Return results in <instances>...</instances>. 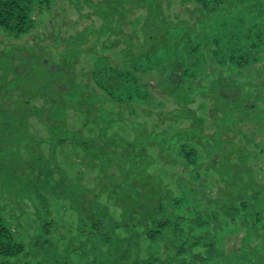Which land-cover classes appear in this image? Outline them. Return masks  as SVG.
I'll return each mask as SVG.
<instances>
[{
	"label": "rangeland",
	"instance_id": "obj_1",
	"mask_svg": "<svg viewBox=\"0 0 264 264\" xmlns=\"http://www.w3.org/2000/svg\"><path fill=\"white\" fill-rule=\"evenodd\" d=\"M202 3L54 0L27 33L0 28V217L24 247L0 264H96L122 240L177 264L173 226L112 230L159 201L214 240L192 250L207 264H264V0L208 19ZM240 197L257 198L253 233L245 208L226 216ZM104 215L107 244L89 234Z\"/></svg>",
	"mask_w": 264,
	"mask_h": 264
},
{
	"label": "trees",
	"instance_id": "obj_2",
	"mask_svg": "<svg viewBox=\"0 0 264 264\" xmlns=\"http://www.w3.org/2000/svg\"><path fill=\"white\" fill-rule=\"evenodd\" d=\"M54 0H0V28L5 30L12 31L16 35H21L23 33H27L30 31L34 26V19L32 18V11L33 8L36 6L37 9H43L49 5V3ZM199 1V0H197ZM202 7L205 10L206 18H211L213 14L216 12L224 9L226 11H231L232 8L237 7L239 4L242 3L243 0H202ZM139 2V0H138ZM145 4L144 1H141ZM143 4V5H144ZM147 11H148V24L158 23L161 19V14L158 13L159 7L154 3H146ZM151 38V37H150ZM176 43V42H175ZM255 44L253 45V47ZM229 107H232L231 105ZM244 108V105L242 106ZM251 108V107H250ZM20 111V110H19ZM19 111H13L14 113ZM23 111L24 108H23ZM20 111V112H23ZM249 111V110H248ZM238 204H231V206L226 211V216H229L230 219H234V216L238 215V210L240 208H245L246 212L243 215V220L245 227L249 231V233H253L256 228L257 224L260 222V211L258 210V205L256 203V197H249L246 199L244 197H240ZM169 207L176 208L179 206V200H169ZM155 199H153V204ZM161 201L158 202L156 205V209H152V212L148 214L139 213L137 208H133L134 210L129 213L128 218L121 223H115L112 226V230L116 229H124L125 231H132V229H137L145 227L143 230L146 233L145 238L151 242L162 238L166 233V230L171 228L174 230L172 232L173 244L170 246L171 251L174 252L170 254L177 264H207L208 260H206L203 256L199 253H193L192 250L195 246L199 247H214L215 243L214 240H208L207 243L203 242L205 236H209L207 233L201 234L200 236H195L190 238L188 234H186L183 226L179 224V216H175V219H172L165 215V210L169 209L163 206ZM153 204L151 206H153ZM257 205V206H256ZM150 206V207H151ZM149 207V208H150ZM151 209V208H150ZM162 214V215H161ZM106 218L107 215H104L103 219L94 220L92 225L96 227L95 231L89 232L92 238L99 237V240L102 239L106 244L110 239L108 235L109 231L106 228ZM175 220V221H171ZM178 231V232H177ZM164 232V234H163ZM141 234L136 233L135 236H140ZM188 235L187 237H184ZM170 239V241H171ZM98 240V242H99ZM191 240V241H190ZM134 242V241H133ZM131 241H124L118 243V245L111 246L107 249V253L103 254L101 257L104 261H101L96 264H162L158 263L156 259H149V258H141L137 254L136 247H131L129 244L133 243ZM97 245V244H96ZM97 247V246H96ZM24 251V247L20 244L13 243V236L12 233L3 225L1 217H0V256L6 258H13L19 257L20 254ZM100 255V254H98ZM170 256V258H171ZM245 258H248L249 255H244ZM247 256V257H246ZM189 258V260H185ZM252 258V257H251ZM251 258L249 259L250 263ZM238 264V260L236 261ZM20 258H16V262H8L5 261L1 264H19ZM27 264V263H22Z\"/></svg>",
	"mask_w": 264,
	"mask_h": 264
}]
</instances>
